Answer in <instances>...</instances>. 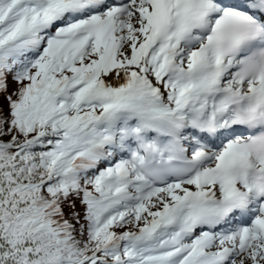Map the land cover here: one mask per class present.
<instances>
[{"label":"snow or ice","instance_id":"6c2138e0","mask_svg":"<svg viewBox=\"0 0 264 264\" xmlns=\"http://www.w3.org/2000/svg\"><path fill=\"white\" fill-rule=\"evenodd\" d=\"M0 264H264V0H0Z\"/></svg>","mask_w":264,"mask_h":264}]
</instances>
